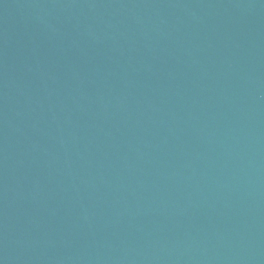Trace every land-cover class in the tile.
<instances>
[{"label":"water","instance_id":"obj_1","mask_svg":"<svg viewBox=\"0 0 264 264\" xmlns=\"http://www.w3.org/2000/svg\"><path fill=\"white\" fill-rule=\"evenodd\" d=\"M0 264H264V0H0Z\"/></svg>","mask_w":264,"mask_h":264}]
</instances>
